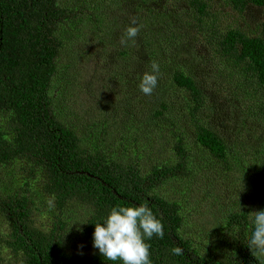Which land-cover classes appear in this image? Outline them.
I'll return each instance as SVG.
<instances>
[{
	"label": "trees",
	"instance_id": "obj_1",
	"mask_svg": "<svg viewBox=\"0 0 264 264\" xmlns=\"http://www.w3.org/2000/svg\"><path fill=\"white\" fill-rule=\"evenodd\" d=\"M80 1L68 5L65 0H0V167L16 162L22 165L23 173L37 180V187L56 213L48 229H41L34 222L35 201L27 191L0 192V215L11 230L5 239L0 238V264H113L93 248L94 224L106 217L113 205L145 202L161 220L164 231L163 238L149 241L152 264H264V256L253 255L247 247L251 221L246 208L228 214L223 249L205 248L200 254L181 233V203L158 192L164 183L195 179L204 166L199 156L206 154L212 162L230 168L231 150L201 121L205 93L182 68L170 69L166 59L152 57L151 47L144 45L139 48L138 60L142 61L137 73L126 77L129 82L151 72L143 65L150 57L159 64V75L169 73L158 77L151 95L139 90L145 103L143 126L152 134L164 129L172 140V158L164 163L147 162V157L137 153L118 159L119 153L86 143L74 125L59 117L52 88L63 70L60 60L71 50L86 47L81 38L68 41L66 30L78 19L103 23L111 14L109 7L104 6L101 13ZM184 2L195 25L210 30L216 61L226 64L235 90L251 103L248 113L264 119V0H226L243 17L244 27L237 25L224 32L216 30V21H210V0ZM250 9L260 15L255 29L245 19ZM172 88L176 97L167 99ZM181 99V110L186 122L190 121L184 133L174 131V122L180 119L173 108ZM248 169L264 201V166L254 163ZM75 205L90 210L80 225L66 221V212Z\"/></svg>",
	"mask_w": 264,
	"mask_h": 264
},
{
	"label": "rangeland",
	"instance_id": "obj_2",
	"mask_svg": "<svg viewBox=\"0 0 264 264\" xmlns=\"http://www.w3.org/2000/svg\"><path fill=\"white\" fill-rule=\"evenodd\" d=\"M85 3L97 7L101 13L104 6L109 7L111 14L103 23L78 19L66 30L68 41L81 38L86 47L71 50L60 60L63 70L52 88L59 117L74 125L86 143L115 151L119 153L118 159L137 153L147 157V162L164 163L172 158V140L164 129H155L152 134L150 128L143 126L146 113L139 96L140 79L127 82L126 77L137 73V64L142 61L138 60L139 48L144 45L151 47L152 57L166 59L170 69L182 68L205 93L207 100L200 118L231 150L230 168L226 170L205 154L198 158L204 166L198 169L195 179L188 183H164L158 192L181 203L184 220L181 233L200 254L205 248L221 251L228 214L243 208L251 214L264 203L248 169L254 163L264 166V119L248 113L251 103L235 90L226 64L216 61L218 55L210 42V30L195 25L184 0H85ZM209 4L213 14L210 21L217 22L216 30L244 27L243 17L226 0H210ZM245 19L255 29L259 12L250 9ZM133 21L139 32L129 40L126 29ZM152 57L143 60L149 70ZM168 75L167 71L158 77ZM234 82L239 84L237 80ZM176 93L172 88L167 99L176 97ZM182 104L183 99L173 108L179 111L180 119L174 122V131L184 133L190 121L186 122ZM22 169L18 162L0 167V192L27 191L35 201L32 212L36 226L48 229L56 213L37 187V180L29 179ZM89 212L88 208L75 205L66 212V221L80 225ZM10 233L9 222L0 215V238L5 239Z\"/></svg>",
	"mask_w": 264,
	"mask_h": 264
},
{
	"label": "clouds",
	"instance_id": "obj_3",
	"mask_svg": "<svg viewBox=\"0 0 264 264\" xmlns=\"http://www.w3.org/2000/svg\"><path fill=\"white\" fill-rule=\"evenodd\" d=\"M134 25L135 21L126 29L129 40L139 32V27ZM151 69V72L143 74L138 85L145 95H151L158 86L160 66L152 62ZM248 216L251 224L247 247L253 255L264 256V209ZM94 226L93 248L113 264H152L149 241L154 237L163 238L164 235L161 220L147 202L113 205L107 216L98 220ZM176 252L179 254L178 249Z\"/></svg>",
	"mask_w": 264,
	"mask_h": 264
}]
</instances>
